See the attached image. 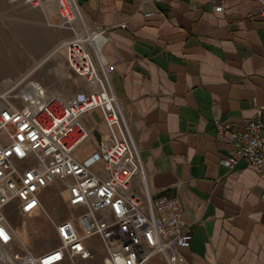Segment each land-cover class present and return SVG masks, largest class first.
Returning a JSON list of instances; mask_svg holds the SVG:
<instances>
[{"label":"crops","instance_id":"crops-1","mask_svg":"<svg viewBox=\"0 0 264 264\" xmlns=\"http://www.w3.org/2000/svg\"><path fill=\"white\" fill-rule=\"evenodd\" d=\"M100 51L152 196L177 195L187 264H264V176L229 156L214 122L241 129L264 107V17L256 0H75ZM151 12L144 17V13ZM119 24H123L124 27ZM264 113V112H263ZM95 139L99 112L81 117ZM90 137L77 151L94 149ZM264 154V126L261 136ZM144 264H164L152 257Z\"/></svg>","mask_w":264,"mask_h":264},{"label":"built area","instance_id":"built-area-1","mask_svg":"<svg viewBox=\"0 0 264 264\" xmlns=\"http://www.w3.org/2000/svg\"><path fill=\"white\" fill-rule=\"evenodd\" d=\"M6 1L43 5L41 0ZM218 1L214 12L222 10L223 0ZM256 1L257 14L264 17V0ZM58 2L63 22L73 21L66 1L65 7ZM72 31L60 48L66 68L85 91L65 98L48 92L36 79L28 81V75L1 82L0 264H74L75 259L93 261L98 255L99 264H144L154 256L164 264H187L180 251L189 247L191 234L181 220L180 199L149 192L142 159L110 83L113 67L100 51L103 30L84 26L80 33ZM252 106L253 116L241 129H231L227 122H214L213 128L216 136L229 138L224 166L242 162L264 176V107L253 101ZM92 110L99 112L104 127L96 139L81 122ZM90 137L94 149L80 158L77 151ZM50 186L64 194L69 211L60 221H52L43 208ZM9 210L45 214L57 245L36 256L13 252Z\"/></svg>","mask_w":264,"mask_h":264},{"label":"rangeland","instance_id":"rangeland-1","mask_svg":"<svg viewBox=\"0 0 264 264\" xmlns=\"http://www.w3.org/2000/svg\"><path fill=\"white\" fill-rule=\"evenodd\" d=\"M41 1L43 8L0 0V88L3 79H16L28 74V81L36 79L48 92L67 98L85 91V87L66 68L60 44L72 36L71 29L77 22V30L73 29L76 33L82 32L86 25L76 15L75 21L63 22L58 13V0ZM38 39L40 44L35 46ZM42 39L45 41L41 42ZM52 52L54 54L47 58ZM63 199L64 194L57 186L46 189L43 208L54 222L69 215ZM6 215L15 230L11 246L13 252H20V256L26 252L36 256L57 245L52 225L45 214L25 216L9 210ZM100 259L99 255L93 261L75 259L74 264H99Z\"/></svg>","mask_w":264,"mask_h":264},{"label":"bare ground","instance_id":"bare-ground-1","mask_svg":"<svg viewBox=\"0 0 264 264\" xmlns=\"http://www.w3.org/2000/svg\"><path fill=\"white\" fill-rule=\"evenodd\" d=\"M61 2H62V4L64 5V7H65V1H66V3L68 4V9H69V11L71 12V15H72V20L73 21H75V15H76V17H81V14H80V11H79V8H78V6H76L75 5V2H74V0H60ZM24 4V3H23ZM24 5H26V4H24ZM26 6H28V5H26ZM30 7V6H29ZM41 8H43V5H42V7ZM73 21H69V22H73ZM78 22L76 23V25H75V28L73 27V29L74 30H77V26H78ZM72 29V30H73ZM40 39V38H39ZM39 39L37 40V41H35V42H37V45H35V46H38V43L40 44V41H39ZM43 41H45V39H42L41 40V42H43ZM55 52V51H54ZM54 52H52L51 54H49V56H47V58H49L51 55H53L54 54ZM32 73V71L29 73V75ZM28 75V74H27ZM53 94H59V93H53ZM61 95V94H60ZM62 96V95H61ZM64 97V96H63ZM70 97V96H69ZM52 187V186H51ZM50 188V187H49ZM68 216V215H67ZM11 222V221H10ZM14 233H15V230H14ZM151 260V259H150ZM10 264H24V263H22V262H15V261H12V260H10Z\"/></svg>","mask_w":264,"mask_h":264}]
</instances>
